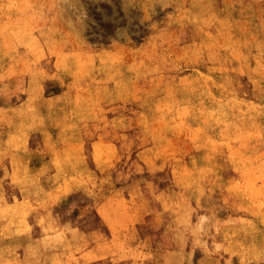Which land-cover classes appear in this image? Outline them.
Segmentation results:
<instances>
[{"label": "rangeland", "instance_id": "374dc122", "mask_svg": "<svg viewBox=\"0 0 264 264\" xmlns=\"http://www.w3.org/2000/svg\"><path fill=\"white\" fill-rule=\"evenodd\" d=\"M53 213L65 264H264V0H0V263Z\"/></svg>", "mask_w": 264, "mask_h": 264}, {"label": "bare ground", "instance_id": "6f19581e", "mask_svg": "<svg viewBox=\"0 0 264 264\" xmlns=\"http://www.w3.org/2000/svg\"><path fill=\"white\" fill-rule=\"evenodd\" d=\"M250 101V100H249ZM252 101V100H251ZM243 103V102H242ZM246 103V102H245ZM252 103V102H251ZM229 106V105H228ZM248 106V105H247ZM259 109V108H258ZM216 110V109H215ZM250 111V110H249ZM213 112V111H212ZM211 112V113H212ZM209 113V115L211 114ZM215 119V117H214ZM213 120V119H212ZM110 207V206H109ZM108 208V207H107ZM117 211H118V208L116 207ZM108 210V209H106ZM110 211V210H109ZM48 212V211H47ZM107 212V211H106ZM113 212V211H112ZM114 213V212H113ZM13 214V213H12ZM49 214V213H48ZM118 214V212H117ZM115 216V214H113ZM46 216H48L46 214ZM57 217H58V214H54L52 215V218H50V216L48 217V220L45 221V223L47 222V227H46V231L42 232L41 234L37 235L36 237H33V236H30V239L29 238H24L22 237L21 239L25 240H29V243L26 247V253L29 257V260L32 261L33 264H58L57 263V260L63 258V261L61 262V264H65L64 263V260H65V257L68 258V256H70L72 254V250L75 246V243H76V236H71L70 238L68 239H65V236H62L61 238L59 236H56L57 235V232H58V228L56 226V223H57ZM117 217H119L118 215L114 218L115 220H117ZM109 218V217H108ZM112 217H110V220H111ZM121 218V217H119ZM42 219V218H41ZM109 220V221H110ZM41 221V220H40ZM43 221V220H42ZM41 221V222H42ZM49 221V222H48ZM113 221V220H112ZM115 222V221H114ZM112 222V225L113 223ZM14 223V222H13ZM12 223V224H13ZM200 225V224H199ZM54 230H57L56 233L53 235H49L50 233H52ZM68 235V234H67ZM87 237V236H86ZM97 238V237H95ZM82 239V238H81ZM174 239V238H173ZM101 241V240H100ZM112 242V241H111ZM62 243H65L64 244V247L65 245L66 246V249L68 248L70 251H65V255L61 253V250H59L60 246ZM87 244V243H86ZM108 244V243H107ZM112 244V243H111ZM118 244V243H117ZM161 244V243H160ZM90 245V244H89ZM109 247V246H107ZM111 247V246H110ZM48 248H55V250H48ZM159 249V248H158ZM101 250H105L106 251V246L104 247H101ZM108 250V249H107ZM139 250V249H138ZM141 250V249H140ZM24 251V250H23ZM170 251V250H169ZM103 252V251H101ZM114 252V251H113ZM140 252V251H138ZM16 253V252H15ZM86 253V252H85ZM115 253V252H114ZM135 253H137L135 251ZM150 253V252H149ZM87 254V253H86ZM107 254V253H106ZM140 254V253H139ZM8 257H10V259L13 261L14 264H18V255H14L12 252L8 251ZM23 255V254H21ZM97 255V254H96ZM101 255V254H100ZM99 255V256H100ZM103 255V254H102ZM135 255V254H134ZM146 255V254H145ZM151 255V253H150ZM149 255V256H150ZM24 256V255H23ZM107 256V255H106ZM138 256V255H136ZM153 256V255H152ZM84 257V256H83ZM87 257V255H86ZM93 257H97V256H93ZM142 257V256H141ZM168 257V256H167ZM144 258V257H143ZM28 259V258H27ZM168 259V258H167ZM22 260V259H21ZM79 260V259H78ZM91 260V259H90ZM94 260V259H93ZM130 260L133 264V260L131 259L130 257ZM136 260V258H135ZM8 261V260H7ZM137 261V260H136ZM185 261L187 262V264H191L190 263V260L188 261V259L186 258ZM73 262V261H72ZM8 263V262H7ZM30 263V264H32ZM129 263V264H130ZM138 264H143V263H140V262H137ZM1 264V263H0ZM24 264V263H23ZM118 264H125V260H121V262H119Z\"/></svg>", "mask_w": 264, "mask_h": 264}]
</instances>
